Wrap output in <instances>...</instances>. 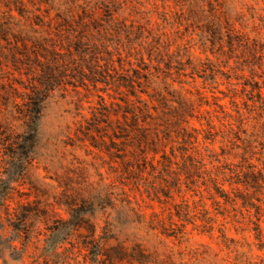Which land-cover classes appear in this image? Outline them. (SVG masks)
Listing matches in <instances>:
<instances>
[{
  "label": "trees",
  "instance_id": "trees-1",
  "mask_svg": "<svg viewBox=\"0 0 264 264\" xmlns=\"http://www.w3.org/2000/svg\"><path fill=\"white\" fill-rule=\"evenodd\" d=\"M52 110L133 257L264 264V0H0L6 147Z\"/></svg>",
  "mask_w": 264,
  "mask_h": 264
},
{
  "label": "rangeland",
  "instance_id": "rangeland-1",
  "mask_svg": "<svg viewBox=\"0 0 264 264\" xmlns=\"http://www.w3.org/2000/svg\"><path fill=\"white\" fill-rule=\"evenodd\" d=\"M63 119L61 112L48 111L40 143H18L12 152L0 136V264H149L145 257L132 256V226L119 225L116 212L103 210L96 175L89 180L93 203L85 200L87 186L77 193L70 189L80 161L57 138ZM246 252L229 255L228 264H243ZM224 254L201 259L222 264ZM183 259L174 255L171 261ZM154 260L164 264L167 256L160 253Z\"/></svg>",
  "mask_w": 264,
  "mask_h": 264
}]
</instances>
